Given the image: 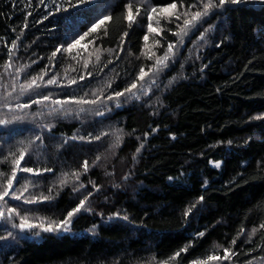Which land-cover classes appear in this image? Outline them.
Segmentation results:
<instances>
[{
    "label": "trees",
    "instance_id": "16d2710c",
    "mask_svg": "<svg viewBox=\"0 0 264 264\" xmlns=\"http://www.w3.org/2000/svg\"><path fill=\"white\" fill-rule=\"evenodd\" d=\"M148 2L190 8L195 0ZM61 3L0 0V81L6 65L18 60L25 76L69 77L41 88L15 116L2 114L9 122L0 124V172L8 176L25 150L15 184L21 169L32 168L35 197H50L21 210L31 218L63 219L81 200L79 185L91 193V203L72 217L68 232L0 242V264H135L177 252L176 264H189L211 252L223 255L224 248L236 264L264 260V2L217 7L209 20L215 24L210 45L150 105L106 100L143 68L147 10H132L136 18L129 24L127 0L112 1L108 10ZM98 13L112 19L82 41L86 48L64 51ZM162 25L161 50L177 30L172 21ZM117 125L125 133L118 145L110 134ZM123 158L128 178L121 182ZM241 229L256 231L244 241Z\"/></svg>",
    "mask_w": 264,
    "mask_h": 264
},
{
    "label": "rangeland",
    "instance_id": "374dc122",
    "mask_svg": "<svg viewBox=\"0 0 264 264\" xmlns=\"http://www.w3.org/2000/svg\"><path fill=\"white\" fill-rule=\"evenodd\" d=\"M61 1H62L61 4L67 5V7H69L71 4H73V8H78V10H80V9L87 10V9H91V8H92V10H108L107 9L108 5L114 0H89V2L85 3V4L78 3V0H61ZM247 1L255 2V3L261 2V1L264 2V0H247ZM127 2H128V4H131L134 6V7H132V10H137V7H139L140 10H147V12H146L147 15L150 12L151 8L154 7L148 2V0H127ZM164 7H166V6H164ZM156 8L159 9L161 7H156ZM201 10H202L201 0H195L193 6L190 8H184L182 6H177V11L181 12V13H183L185 11L195 12V11H201ZM215 11H216V8L211 9L209 14L207 16L202 17L198 22H196L193 26H191L186 34H184L182 36H176L173 34V37H174L173 44L176 45V47L174 49V55L172 57H170V59L168 60L167 67H163L159 71H156V72L150 71L152 66L155 65V63H156L155 57L163 56L167 46L161 50V48H162V39H161L162 35L156 34V33H149L147 31V25L149 23L148 18H147V23H146L144 28H146L145 29L146 30L145 35H148L149 39L147 42L144 41V43H143L140 58L142 60V65H143L144 71L148 72L149 74L142 81H139L136 78L135 81H132L130 83V84H132L133 82H136L138 84L137 89H134L133 91L140 98L136 99L130 93H126L124 96L115 97L112 100H109V99H106V100L111 102V104L117 103V105L118 104L119 105L120 104H130L132 102H134V103L142 102V103H145L147 105H150L151 101L156 102L158 99V96L161 93H163L166 90V88H168L171 84L176 82L178 79L182 78L183 72L185 71L184 68L186 67V65L192 64V62H198L203 50L207 46L210 45L211 37H212V34L214 33V30H215V24L209 23V20H210L212 14L215 13ZM97 17L99 19H101L102 13H98ZM137 17L139 18L140 16L137 15ZM186 18H190V16L189 17L181 16L180 19H176L173 17L168 22H171V21L174 22L176 24V28H177L176 32H178L179 31L178 25H182L183 20ZM162 21H165V20L163 18H161L159 27L161 29H164L163 25H162ZM152 23H153V27H157V25L155 23V19L152 21ZM202 33H203V37L201 38ZM79 37L80 36H77L73 40L78 39ZM156 40L160 41L159 45H155ZM72 41H71V43H72ZM146 43L148 46L147 48L145 46ZM120 48L121 47L119 46L117 49L118 53L120 51ZM149 50L151 52L155 53V56L152 59H149L148 56L144 55V53L149 51ZM87 53L88 52H86V54ZM10 64H11L10 68L6 67L4 69V71H3L4 79H2V81H0V119H4L2 117V114L8 113L7 111H9V110L15 116L16 111H17L16 105L22 104V102L25 100L31 101L35 96H39L42 92L41 88L45 87L46 85L53 86L56 84H61V82H65V81L68 82V80H69L68 75H66V76L63 75L60 77L55 76L54 74H52V76L44 75V76H42V79L40 78L41 77L40 76L38 78H35L36 84L38 85V87L34 85L31 89H27L26 91L23 92V94H21V86L22 85L26 86L34 78L24 75V73H23L24 66H23L21 60L14 62V64L13 63H10ZM179 70L181 71L180 74L175 73ZM171 73H172V75L170 77H168L167 75L171 74ZM53 78L56 79L57 83L47 84V81L49 79H53ZM129 85L126 88H128ZM37 88H38V91L36 90ZM124 90L117 91V92H123ZM145 91H147V95L143 94ZM33 92H35V93H33ZM111 96H114V93ZM5 104L10 105L11 107L10 108L4 107ZM7 115L13 116L9 113ZM110 134H112V136H113L111 142H115L117 140V137H119V141L117 140V145L121 144V142L123 141L122 138L125 137V135H124L125 133L123 132L122 128L119 127L118 125H117V128L113 129ZM118 162H119V164H118V168H117V176L118 175L121 176L123 174L122 178L119 177L120 181L123 182V181H126L128 178V176L125 172V171H127L125 159L124 158L119 159ZM14 168L16 169V179H17L18 178L17 174H19L20 169H19V167L17 168L16 165L13 166V169ZM12 170L8 176L0 175V191H3L6 180L12 174ZM21 176H22V181L20 180L19 184H15V181H16L15 180L13 182V187L11 189H9L10 195L5 197L4 201H0V209L5 210V212H6L5 217L0 218V227H1V230L3 231V234H1V236H0V242L3 244H6V243L14 244L16 242H19V240L21 238H24L27 236L35 238V237H38L35 235L36 232H39L40 235L43 232L39 228L20 229L19 227H16V225L21 223V217H25V215H26V217L29 218V221L32 223L38 224L41 221H43V220H39L37 218H31L27 214L23 215L24 212L21 211V210H24L23 208L28 204L26 202L27 200L37 198V197H35V193H34L36 188L31 187V183L36 178L31 176V173L23 172V171L21 173ZM118 184L119 183H117V185ZM25 186H27V191H24ZM76 188L79 190L77 191ZM76 188H74V189H76L75 192L79 193L78 195L81 196V200L84 199L85 197H88L89 194L88 195L86 194V191L84 190L83 187H81V185H79ZM82 188H83V190H82ZM12 192H15L17 195H20L22 192L23 195L21 196V199L17 200L15 198H13V196L11 195ZM90 196L91 195H89V197ZM90 203H91V200L87 199V201L85 203V207H87V205ZM95 204H97V203H95ZM8 208H15L17 210V214H12L9 217V215L7 214V211H6ZM82 210H84V209H82ZM117 213L119 214V212H117ZM114 216H116V215H114ZM119 217H122V216L119 214V215H117V219H120ZM44 222L48 223L46 221H44ZM62 232H59V233H62ZM253 233H254L253 230L250 229V230L244 231L243 234L241 235V237L244 239V241H248V239L253 235ZM218 250H219V247H217L216 253L218 252ZM210 255L222 257V256H224V253H223V255H218V254H213V252H211V254H209L208 256H210ZM208 256L198 258L194 261H204V260H206V258ZM231 257H232V253L230 252V258L229 259L208 261L207 264H236L231 259ZM165 261H167V264H176V257H175V259H168V260H163V261H160V260H157L154 258H149L144 262H137L135 264H162V262H165ZM189 264H193V261H191ZM246 264H264V260H263V258H261L259 260H254V261L248 262Z\"/></svg>",
    "mask_w": 264,
    "mask_h": 264
},
{
    "label": "snow or ice",
    "instance_id": "6c2138e0",
    "mask_svg": "<svg viewBox=\"0 0 264 264\" xmlns=\"http://www.w3.org/2000/svg\"><path fill=\"white\" fill-rule=\"evenodd\" d=\"M89 0H78V3L80 4H85L88 3ZM243 2V0H218V3L216 2V0H201L202 3V10L201 11H195V12H189V11H185L183 13L178 12L177 11V4L175 2L169 3L166 7H161L159 9H157L156 7H152L150 12L147 15L148 18V25H147V31L149 33H156V34H161L162 33V29L159 27L160 25V20L161 18H163L166 22L170 21L171 18H176V19H180L181 16L184 17H189L190 18H186L183 20V24L182 25H178L179 31L173 33L176 36H182L184 34L187 33V31L189 30V28L191 26H193L196 22H198L202 17L207 16L210 12L211 9L213 8H217V7H222L223 5H225L226 3H241ZM126 14L124 16V19L127 20L129 22V24H131L132 22H134L135 20V16L132 12V7L131 4L126 5ZM140 9L137 8V14L139 13ZM112 19V17L110 16H104L101 19L97 20L96 23H94L91 28L88 29L87 32H85L83 35H81L78 39H75L72 41V43L68 44L67 48L64 49V51H67L69 53H71L73 48H76L78 46H83V47H87V45H82V41L85 40L86 37H88L90 34L95 33L98 31V29L101 28V26L105 25V23L107 21H110ZM155 19V23L157 25V27H153V23L152 21ZM105 34H107L105 32ZM124 36H127V33H124ZM203 37V33L201 34V38ZM144 41L147 42L149 37L148 35L144 36ZM91 43V41H89ZM160 41L156 40L155 41V45H159ZM146 48L147 43H146ZM13 47H15V42H13ZM176 45L173 43H169L167 45V48L164 52L163 56H159V57H155L156 63L155 65L152 66V68L150 69V71L156 72L159 71L161 68L163 67H167V62L170 59V57H172L174 55V49H175ZM61 51V48H57L56 52ZM111 51V50H109ZM56 52H53V56L56 55ZM144 55L148 56L149 59H152L155 56V53L151 52L150 50L145 52ZM97 59H99V56H97ZM7 68L11 67V64H7L6 65ZM148 72H145L143 68L140 69V72L138 74L137 80L142 81L144 80V78L146 76H148ZM42 79V76L40 77ZM81 79H83V77H81ZM57 83L56 79H49L47 81V84H55ZM70 83H75V81H71ZM37 86L36 84V79L34 78L29 84H27L26 86L22 85L21 86V94H23L24 91H26L27 89H31L33 86ZM111 85H109L110 87ZM138 84L136 82H133L132 84L129 85L128 88H126L123 92H116L114 93V96H109L107 99L112 100L115 97H120V96H124L126 93H130L132 96H134L136 99H139L140 97L133 91L134 89H137ZM144 95H147V91H145L143 93ZM43 100L47 101L50 99L49 96H44L42 98ZM76 103H95L96 101H75ZM33 103H41L40 100H36L33 101ZM54 104H66L69 103V101H60V100H56L53 101ZM30 105L28 104H17L16 107L17 108H28ZM4 107H11L10 105L5 104ZM55 111V109H54ZM81 111H83V109H81ZM9 121H6L4 119H0V124H6ZM153 131H155V129H153ZM104 135V134H102ZM75 138V137H73ZM37 139H40L39 137H37ZM81 139H84L83 137H81ZM94 139H100L99 136L94 137ZM117 140L119 141V137H117ZM230 143V142H229ZM141 147H143V145H141ZM140 151V148H137V152ZM25 158V150H21L20 151V155L17 159H15L13 161V163L16 165V167L18 168L20 165L21 160H23ZM97 160H99V157H97ZM217 167H219V164L216 165ZM89 165L88 162L85 161L83 164V168L85 171H87ZM21 171L23 172H28V173H32L34 172V169L32 168H23L21 169ZM44 171H51V169H44ZM0 175H3V173H0ZM67 175V174H65ZM73 175H75L77 178L79 177L78 173H74ZM169 179H172L171 177ZM16 180V169L14 168L12 170V174L11 176L6 180L5 186L3 188V191H0V201H4L5 197L9 196V189H11L13 187V182ZM66 180H62L61 184L63 185L64 183H66ZM81 187H83V185H81ZM24 191H27V186L24 187ZM11 195L13 196V198L19 200L21 199V196L23 195V193L21 192L20 195H17L15 192H12ZM89 195H91V193H89ZM50 197L44 196V197H40V198H33L31 200H27V203H35L37 202L38 199H43V200H48ZM88 197H85L84 199L80 200L79 204L73 208L71 211H69L67 213V215L57 221H52V222H48L45 223L44 221H41L40 223H32L29 221L28 217H21V223L16 225V227H19L20 229H35V228H39L41 231L43 232H50V233H59V232H68L70 230V226L72 223V217L80 212L82 209L85 208V203L87 201ZM200 200H203V197L199 198ZM194 207V205H193ZM7 214L9 215V217L12 214H17V210L15 208H8L7 210ZM189 212H191V208H189L186 212L185 215H187ZM6 215L5 210L0 209V218H4ZM114 215H119L114 214ZM123 219L127 220L128 217L125 216L123 217ZM95 227V226H93ZM260 228H264V224L260 225ZM256 229H253V232H255ZM243 232V229H241V233ZM240 233H238L239 235ZM36 236H39L40 233L36 232L35 233ZM200 236H203L204 233H199ZM233 244L236 243V240L233 239L232 241ZM187 247L189 246H185L184 249H181L180 251H186ZM220 247V246H218ZM224 256H214V255H210L206 258V260L204 261H193V264H207L208 261H213V260H221V259H229L230 258V249L228 248H224ZM180 252H177L173 255V257H171L170 259H175V257L179 256ZM162 264H167V261L162 262Z\"/></svg>",
    "mask_w": 264,
    "mask_h": 264
}]
</instances>
